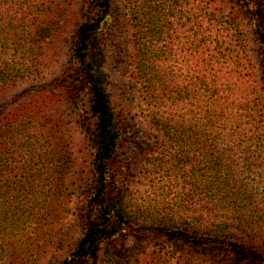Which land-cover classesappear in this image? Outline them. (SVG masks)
Masks as SVG:
<instances>
[{
	"label": "trees",
	"instance_id": "trees-1",
	"mask_svg": "<svg viewBox=\"0 0 264 264\" xmlns=\"http://www.w3.org/2000/svg\"><path fill=\"white\" fill-rule=\"evenodd\" d=\"M120 1L132 110L152 146L139 178L123 166L112 176L132 111L109 86L114 0H0V97L33 88L0 109V264H33L66 210L75 127L91 182L82 233L51 264H101L104 242L125 232L149 239L138 264H264V15L252 0ZM67 28L74 80L64 87L43 79Z\"/></svg>",
	"mask_w": 264,
	"mask_h": 264
},
{
	"label": "rangeland",
	"instance_id": "rangeland-1",
	"mask_svg": "<svg viewBox=\"0 0 264 264\" xmlns=\"http://www.w3.org/2000/svg\"><path fill=\"white\" fill-rule=\"evenodd\" d=\"M252 1L257 11L264 15V0ZM75 2L80 8L83 0H75ZM121 3L120 0H114L111 24L106 35L108 38L107 70L110 75V92L115 104L128 105L131 103L132 107L130 110H132L134 109L133 106H135V102L132 103V101H135L136 93L128 76L127 68L122 63V54L127 46V31L124 26V11ZM243 22L247 31L250 53L256 61L261 74L262 61L255 41L254 22L250 19H243ZM260 24L264 31V19L260 20ZM71 44V29L67 28L62 31L56 41L54 51L51 52L53 54L52 65L45 74L44 81L57 80L64 87H68L72 83L74 74L70 67ZM30 85L31 82L24 83L11 92L2 95L0 97V109L3 110L12 99L27 97L33 91ZM77 85L80 91V98L86 100V88L81 82H77ZM63 105L65 110H61V114L66 117L69 107L66 103ZM125 128L124 146L117 152L114 161V175L112 176L115 177V172L118 171L120 166H123L125 169L130 170L129 174L139 178L140 174L137 172L139 163L144 154L151 151V142L143 120L135 110L127 114ZM69 134L74 155V166L70 173V178L72 177V179L68 182L67 190L64 193V203L67 204V208L65 211L53 216L56 221L54 227L50 230L51 237L45 240V245L39 250L37 259L33 264H51L59 259L82 233L80 205L84 194L90 187L91 151L86 135L79 128H72ZM114 177L113 180H115ZM113 184L110 188L115 187V184ZM147 240L149 239L142 235L127 232L121 233L115 238H110L102 245L100 262L101 264H138L146 256L149 247Z\"/></svg>",
	"mask_w": 264,
	"mask_h": 264
}]
</instances>
